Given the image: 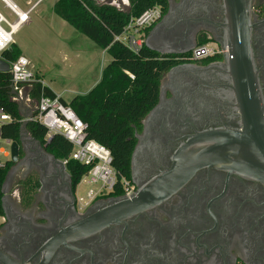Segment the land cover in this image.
<instances>
[{"label": "flooded vegetation", "instance_id": "af4514ba", "mask_svg": "<svg viewBox=\"0 0 264 264\" xmlns=\"http://www.w3.org/2000/svg\"><path fill=\"white\" fill-rule=\"evenodd\" d=\"M221 3L167 0L170 24L157 28L152 39L159 49L186 52L167 54L175 55L177 63L161 78L157 106L135 129L131 196L158 178L180 181V186L154 207L81 233L83 220L125 196H98L79 210V182L74 184L60 159L22 135L0 189L2 253L20 260L14 246L29 238L51 239L52 249L17 264H264V186L224 167L171 170L178 149L196 131L237 126L234 112L220 97L229 86L223 53L189 57L201 39L221 48ZM250 5L251 49L264 93V0Z\"/></svg>", "mask_w": 264, "mask_h": 264}, {"label": "trees", "instance_id": "16d2710c", "mask_svg": "<svg viewBox=\"0 0 264 264\" xmlns=\"http://www.w3.org/2000/svg\"><path fill=\"white\" fill-rule=\"evenodd\" d=\"M154 5L160 6L163 15L167 9V0H128L125 8H118L105 0H56L52 5V11L58 17L109 55L98 81L90 90L73 96L67 102L61 98L60 101L68 105L85 123L86 138L95 140L110 151L111 164L117 175L129 180L135 129L139 128L140 120L157 103L163 74L177 62L173 60L175 55L159 54L144 44L137 52H132L114 40V36L121 32L130 17L138 16ZM149 29H145V34ZM206 41L201 39L198 45ZM19 55L20 50L15 44L1 53L6 61H13ZM41 93L49 97L55 95L48 86L32 82L30 97L37 101ZM0 108L11 118L2 125L1 136L18 142L23 117L17 102L12 99L8 72H0ZM25 129L47 152L55 158L66 160L65 165L74 184L80 181L88 166L69 158L72 145L66 138L55 133L46 140L45 127L34 120H27ZM9 165L10 160H6L0 168V189ZM110 194L119 196L121 192L115 189Z\"/></svg>", "mask_w": 264, "mask_h": 264}, {"label": "water", "instance_id": "95a60500", "mask_svg": "<svg viewBox=\"0 0 264 264\" xmlns=\"http://www.w3.org/2000/svg\"><path fill=\"white\" fill-rule=\"evenodd\" d=\"M250 4L251 0H222L220 5L223 22L220 24L222 36L219 44L224 51L222 60L227 65L229 76V86L220 97L234 112L237 126L222 125L196 131L175 154L171 168L173 171L182 170L183 167H186L187 171H194L202 166L224 167L230 172L264 186V93L251 49ZM171 12L169 7L144 40L147 48L159 54L186 52L185 50L159 49L152 44V39L158 36L155 30L170 24ZM8 71V63L0 58V72ZM30 116H25L23 119L19 130V140L22 135H25L42 149L43 146L25 129V122ZM18 151L19 141H12L9 158L11 162L16 161ZM6 182L5 179L1 191L6 186ZM162 182L160 178L154 179L139 188L134 195L120 197L112 204L88 216L79 225L80 232H95L109 224L118 223L138 212L154 207L181 184L180 181ZM51 242V239L39 242L27 238L14 246L15 251L22 256L20 260L0 251V261L3 264H17L30 261L35 257L40 258L45 250L52 249Z\"/></svg>", "mask_w": 264, "mask_h": 264}, {"label": "built area", "instance_id": "2783aa9c", "mask_svg": "<svg viewBox=\"0 0 264 264\" xmlns=\"http://www.w3.org/2000/svg\"><path fill=\"white\" fill-rule=\"evenodd\" d=\"M15 15V20L8 21L0 13V58L1 53L7 50L14 43L15 25H21L29 20V14L33 7L42 0H36L25 11L19 10L15 4L9 6L4 0H1ZM17 8L22 15L18 14L14 8ZM162 12L159 5H154L143 10L138 16L130 17L123 26L121 32L114 36V40L122 43L132 52H137L144 44L146 37L145 29L151 27L161 18ZM14 25V26H13ZM223 49L214 44H201L191 50L189 57L200 59L208 54H221ZM4 60V59H3ZM6 61V60H5ZM9 67L10 87L12 99L18 101L21 97V88L24 85H31L32 82H40L33 72L28 68V60L25 56L19 55L13 61H6ZM35 114L28 120H34L42 124L46 129L45 139L49 140L55 133L62 135L72 145L69 158L88 166L87 171L82 175L79 182H84L87 189L80 195L77 193L76 202L79 210H85L94 198L104 196L119 189L122 196L129 197L133 193V184L131 180L124 176H118L112 167V158L110 151L102 144L85 136V123L82 122L73 110L60 101L59 95L54 97L40 94L36 101ZM11 120L10 115L0 108V140L11 147L12 140L1 136V127L4 123ZM1 156L10 157V151H4L0 148V168L4 166L6 160ZM65 164L66 160H61ZM3 216L0 214V223ZM236 264H243L237 262Z\"/></svg>", "mask_w": 264, "mask_h": 264}, {"label": "rangeland", "instance_id": "374dc122", "mask_svg": "<svg viewBox=\"0 0 264 264\" xmlns=\"http://www.w3.org/2000/svg\"><path fill=\"white\" fill-rule=\"evenodd\" d=\"M11 1L21 11L36 2ZM53 1L42 0L33 7L29 20L21 24L13 35V44L19 48L20 54L27 58L28 68L35 77L40 78L67 101L93 87L100 77L101 69L108 62L109 55L58 17L52 11ZM105 2L118 8L128 5V0ZM0 13L10 22L15 20V15L1 0ZM29 89L30 87H27L26 92ZM35 109L36 101L32 98H28L26 105H20V112L24 116L26 113L31 115ZM0 148L10 151L4 139L0 140ZM1 159L6 160L7 157L1 156ZM86 189V184L81 181L76 190L80 195Z\"/></svg>", "mask_w": 264, "mask_h": 264}, {"label": "crops", "instance_id": "0c3cea01", "mask_svg": "<svg viewBox=\"0 0 264 264\" xmlns=\"http://www.w3.org/2000/svg\"><path fill=\"white\" fill-rule=\"evenodd\" d=\"M10 1V3H12V4H14L11 0H9ZM56 0H54L53 1V3L55 2ZM53 3H52V5H53ZM42 81V80H41ZM42 83L45 85V86H48V85H46V83L44 82V81H42ZM27 87H30L31 88V85L29 84V85H24V86H22V88H21V93L19 94V96L21 97L20 99H18V101H17V105H18V108H19V111H20V105L22 104V105H26V102H27V100H28V98H31L30 97V94H29V91H30V89H29V91H27L26 92V88ZM49 87V86H48ZM56 95H59V97L61 98V99H63L62 98V96H60V94L58 93V92H56V91H54L51 87H49ZM64 100V99H63ZM64 101H66V100H64ZM67 101H69V99L67 100ZM66 101V102H67ZM20 114H21V112H20ZM22 115V117H23V119H24V117L25 116H29L27 113H26V115L24 116L23 114H21Z\"/></svg>", "mask_w": 264, "mask_h": 264}, {"label": "bare ground", "instance_id": "6f19581e", "mask_svg": "<svg viewBox=\"0 0 264 264\" xmlns=\"http://www.w3.org/2000/svg\"><path fill=\"white\" fill-rule=\"evenodd\" d=\"M4 2H6L9 6H11L12 7V4L10 3V1L9 0H4ZM14 10L18 13V14H20V15H22V13L15 7L14 8ZM14 26V25H13ZM15 27V32L17 31V29H18V27H20V25H18V26H14Z\"/></svg>", "mask_w": 264, "mask_h": 264}]
</instances>
